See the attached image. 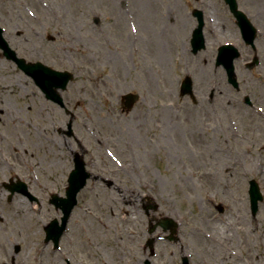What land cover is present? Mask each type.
I'll use <instances>...</instances> for the list:
<instances>
[{"label":"rangeland","instance_id":"obj_1","mask_svg":"<svg viewBox=\"0 0 264 264\" xmlns=\"http://www.w3.org/2000/svg\"><path fill=\"white\" fill-rule=\"evenodd\" d=\"M238 3L260 34L257 55L241 42L236 89L216 67L210 33L198 54L189 44L194 9L220 41H239L224 0H0L19 57L73 75L61 91L69 116L0 50V264H180L184 255L190 264H264V0ZM254 56L260 64L246 68ZM186 76L196 101L180 94ZM128 93L140 95L131 110L122 106ZM36 140L47 145L35 157ZM75 153L93 177L55 249L45 228L62 212L50 200L65 197ZM12 179L37 200L9 201ZM251 180L263 192L256 216ZM150 200L156 211H146ZM164 217L179 223L178 242L159 227L153 254L149 225Z\"/></svg>","mask_w":264,"mask_h":264},{"label":"water","instance_id":"obj_2","mask_svg":"<svg viewBox=\"0 0 264 264\" xmlns=\"http://www.w3.org/2000/svg\"><path fill=\"white\" fill-rule=\"evenodd\" d=\"M226 1L229 5H231L233 11H235L238 18L242 20L244 16L237 11L236 0H226ZM201 28L202 27H200L198 30V38H197L198 40L196 39L195 50H194L195 53H197L200 49L204 48ZM244 28L247 29L246 26H244ZM246 35H250V32L248 30H246ZM253 39H254V35L251 36L250 41H252ZM0 48L4 51V55L7 57V59L14 61L19 66L20 69H22L27 75L35 79L36 83H38L39 87L43 89L48 99L64 106L63 99L59 95L57 90L59 88L65 90L67 88L68 83L73 79V75H71L68 72H57L42 63H36V64L27 63L25 59L19 58L18 54L13 49H11L7 41L2 37V30H0ZM238 57H239V53L237 49L228 47L220 50L219 57L217 60V65L218 66L223 65L225 67L229 76V81L235 87L239 86L235 74V67H234V60ZM181 91L183 96L188 94L193 95V84L191 79L189 78L186 79V81L182 85ZM124 99L127 100L126 103L127 107L131 109L133 107V104L137 101L138 96L127 95L124 97ZM247 101L249 100L247 99ZM86 178L87 175L85 173L84 164L81 160H77L76 169L72 172L69 178V188L67 190V198H59L56 195L53 196L52 203H54L58 208H61L63 210L64 218L62 219L63 221L62 225H59L58 221L55 220L46 228L48 242L50 240H54L55 245L58 246L60 239L67 227V223L72 213V210L77 204V194L85 185ZM17 189L23 190V187H18ZM11 190H15V189H11ZM23 191L26 195L30 196L26 190V187ZM250 195H251L252 210L254 214H256L258 210V202L262 200V195L259 186L256 184L255 181L251 182ZM159 225H161L165 230L170 228L172 234H175L177 232L178 225L171 219H163L161 220V222H159ZM152 242H150V245H152Z\"/></svg>","mask_w":264,"mask_h":264},{"label":"bare ground","instance_id":"obj_3","mask_svg":"<svg viewBox=\"0 0 264 264\" xmlns=\"http://www.w3.org/2000/svg\"><path fill=\"white\" fill-rule=\"evenodd\" d=\"M28 108V110L29 109H31L32 108V106H28L27 107ZM11 120H12V122H14V121H16V119L15 118H11ZM38 135V134H37ZM37 138L40 140V138H42V135L41 134H39L38 136H37ZM43 145H47L46 143H45V141L44 142H40V141H38V140H36V144H33L32 145V151H35V157H36V153H37V149H40ZM27 154H28V152H27ZM38 167H40V164H39V166ZM230 168V170H231V167H228V169ZM35 173H37L38 174V172H37V170H35ZM115 194H118V193H115ZM104 195V194H103ZM19 207H20V209H21V212L24 210V214H25V208H24V206L23 205H19ZM26 207V206H25ZM110 220H112V219H110ZM97 222L98 223H100V221H98L97 220ZM104 228H106V231L107 232H110L109 230H112L113 229V226H112V223L111 222H108V223H106V224H104ZM109 229V230H108ZM215 232H214V234L215 233H218V234H220V235H224V233L222 234V228H220L219 230L218 229H215L214 230ZM132 236L133 237H136V234H132ZM211 238H212V236H211ZM213 239V238H212ZM236 261H234V263H235Z\"/></svg>","mask_w":264,"mask_h":264},{"label":"flooded vegetation","instance_id":"obj_4","mask_svg":"<svg viewBox=\"0 0 264 264\" xmlns=\"http://www.w3.org/2000/svg\"><path fill=\"white\" fill-rule=\"evenodd\" d=\"M193 20H194V22L192 23V30H191V33H190V42H189V44H190V47L192 46V44H191V39H192V36H193V31H194V29L197 27V20L193 17ZM1 25V24H0ZM3 28V27H2ZM4 29V28H3ZM5 30V29H4ZM17 32H19V31H17ZM6 34V33H5ZM205 34V38H206V44L208 43L207 42V34H206V32L204 33ZM212 36H213V41L214 40H216V42H217V35L214 33V32H212V33H210ZM19 35H20V33H19ZM215 41L214 42H212V44L214 45H220V43L218 44V42L216 43ZM244 44V47H247L248 49H250V50H252V51H254L253 50V48H250V47H248L245 43H243ZM38 89H39V87H38ZM55 105V104H54ZM57 106V105H56ZM58 107V106H57ZM64 112H65V114H67V112H66V110H64ZM69 115V114H68ZM59 132H61V133H63L64 131L63 130H60ZM63 134H66L67 135V133H63ZM69 136V135H68ZM107 182V181H106ZM108 185L111 187V186H114L115 185V183L113 182V181H111L110 183H108ZM113 188H115L116 190H118L120 193L122 192L121 191V189L120 188H118V187H113Z\"/></svg>","mask_w":264,"mask_h":264}]
</instances>
